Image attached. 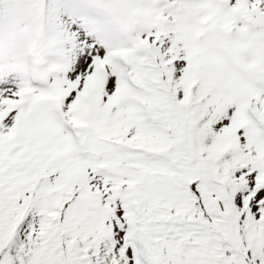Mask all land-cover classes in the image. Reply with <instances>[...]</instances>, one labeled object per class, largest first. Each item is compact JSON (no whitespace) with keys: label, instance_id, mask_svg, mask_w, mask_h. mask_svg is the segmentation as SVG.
Here are the masks:
<instances>
[{"label":"snow or ice","instance_id":"6c2138e0","mask_svg":"<svg viewBox=\"0 0 264 264\" xmlns=\"http://www.w3.org/2000/svg\"><path fill=\"white\" fill-rule=\"evenodd\" d=\"M0 264H264V0H0Z\"/></svg>","mask_w":264,"mask_h":264}]
</instances>
